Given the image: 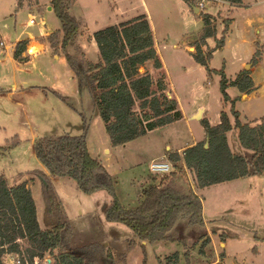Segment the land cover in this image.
Returning <instances> with one entry per match:
<instances>
[{
	"label": "rangeland",
	"instance_id": "rangeland-1",
	"mask_svg": "<svg viewBox=\"0 0 264 264\" xmlns=\"http://www.w3.org/2000/svg\"><path fill=\"white\" fill-rule=\"evenodd\" d=\"M50 3V0H0V31L6 39L4 45L0 44V175L10 184L31 185L42 229L48 228L53 220L46 214L45 181L36 173L49 172L36 156L37 139L81 135L86 117L91 155L114 177L123 204L133 206L142 186L150 180L149 163L153 159L164 161L169 152L183 154L189 144L204 140L203 119L218 125L225 111L235 122L233 109L239 112L242 123L260 122L264 118V0H245L242 6L231 0H203L204 5L197 6L198 13L190 0L75 1L72 12L84 22L79 42L89 43L91 33L111 24L118 25L141 13L149 16L163 68L157 71L149 65L147 70L155 79L165 74V81L169 82L167 93L178 100L183 112L182 119L136 136L120 147L112 145L100 116L95 122L98 115L89 89L81 88L77 78L67 77L65 72L71 69L68 62L57 64L51 71L49 65L38 70L32 65L19 69L14 62L12 45L19 34L23 38L39 37L62 29L57 14L48 9ZM113 6L119 9L118 13H113ZM31 14L35 15L37 24L27 26ZM205 14L215 19V35L202 44ZM49 36L44 38L48 47L62 53L59 45L52 46L55 41ZM222 38L224 44L220 45ZM197 44H202L205 52H212L208 66L196 59ZM87 52L90 60L99 59L98 49L95 51L90 46ZM248 65L251 67L247 68ZM243 69L251 70L256 89L243 98L237 87L229 86L230 99L226 101L221 89V71L228 79H234ZM46 75H57L61 84L58 91L66 100L48 89L52 84L46 82ZM13 85L17 90L12 93ZM200 111L202 118L198 119L196 115ZM236 137L237 131L228 133L229 144L234 151H240L234 147ZM169 161L178 173L171 180L183 185L184 191L195 187L194 177L183 161L176 164ZM50 180L65 205L72 231L71 251L82 253L98 264H158L159 258L165 260L176 251H184L182 243L144 241L125 224L108 221L106 209L111 195L106 190L87 194L73 179L51 177ZM198 192L206 223L202 231L193 229L186 234L188 242L206 233L212 241L213 253L207 249L210 260L218 262L224 252L225 264H264V173L221 182ZM192 255L193 264L205 263L206 258L198 247Z\"/></svg>",
	"mask_w": 264,
	"mask_h": 264
},
{
	"label": "trees",
	"instance_id": "trees-1",
	"mask_svg": "<svg viewBox=\"0 0 264 264\" xmlns=\"http://www.w3.org/2000/svg\"><path fill=\"white\" fill-rule=\"evenodd\" d=\"M50 1L62 24V29L49 36L55 41L52 46L61 47L81 88L89 89L94 108L103 120L113 146H125L136 136L183 118L178 100L167 93L169 82L165 81V74L155 79L147 70L149 65L157 71L163 68L147 15L141 14L94 32L99 59L93 61L79 42L84 22L72 12L76 0ZM190 2L197 7L196 0ZM231 2L242 5L243 0ZM212 17L204 16L206 26L200 38L202 44L215 35ZM219 43L223 45L224 38ZM202 44H197L195 56L208 66L212 52H205ZM26 45V40L17 43L14 56L19 61L25 59L22 55ZM221 74V89L226 101L230 99L229 86L246 94L256 89L251 70H241L234 79H228L224 71ZM53 92L66 100L65 95ZM233 114L235 122L223 111L221 122L214 126L203 119L204 140L187 147L183 154L178 151L167 153L173 163L183 161L194 177L195 189L264 173V118L260 122L242 123L239 112L233 109ZM86 120L85 117L81 135L44 136L35 141L36 156L50 175L73 179L87 194L106 190L111 195L106 219L125 224L141 240L184 245L182 253L176 251L165 260L159 258L158 264H193L192 254L197 247L206 258L204 264H225L222 260L224 252L218 262L209 259L207 249H212V241L208 234L201 233L197 240L188 242L186 234L190 230L200 232L205 228L203 200L194 188L184 191L169 183L178 175L176 171L163 175L151 173L149 182L140 190L139 205L132 208L123 204L114 177L89 151ZM233 130L237 131L234 147L240 151H234L229 144L228 133ZM36 173L45 180L46 214L53 222L48 228H41L36 202L27 182L10 184L4 175H0V264H6L5 257L9 253L20 256L24 253L31 260L49 254L52 256L50 264H98L82 253L70 250L72 231L65 205L50 177L42 171ZM107 257L113 260L111 254Z\"/></svg>",
	"mask_w": 264,
	"mask_h": 264
},
{
	"label": "crops",
	"instance_id": "crops-1",
	"mask_svg": "<svg viewBox=\"0 0 264 264\" xmlns=\"http://www.w3.org/2000/svg\"><path fill=\"white\" fill-rule=\"evenodd\" d=\"M217 1H219L220 2V0H217ZM222 1V0H221ZM223 1H225V0H223ZM244 2H245V0H243V3H242V5L244 4ZM239 5V4H238ZM241 5V6H242ZM191 6L193 7V8H195L192 4H191ZM240 6V5H239ZM198 8V7H197ZM48 9H50V10H53L52 9V7H51V5H48ZM199 9V8H198ZM112 11H113V13H118L119 12V9L116 7V6H113L112 7ZM198 12H200V9L197 11V13ZM141 14H144V15H147V14H145V13H141ZM141 14H138V15H141ZM138 15H136V16H138ZM31 16H32V14H31ZM136 16H134V17H136ZM134 17H132V18H134ZM147 17H148V19H149V16L147 15ZM132 18H130V19H132ZM130 19H127V20H123V21H120V22H118V25L120 24V23H122V22H126V21H128V20H130ZM29 20L27 21V26H30L29 25ZM42 23H44V21L42 20ZM37 24V23H36ZM115 25H117V24H111V25H109V26H115ZM106 27H108V26H106ZM105 28V27H104ZM97 31V30H96ZM96 31H94V32H96ZM4 33V32H3ZM1 31H0V35H1V38L3 39V41L4 40H6L3 36H2V34H3ZM52 32H46V33H43V34H41L39 37H35L34 35H29L28 37H26V38H23L22 37V33L21 34H19L18 36H17V38H16V40L14 41V43H13V45H12V47H13V57H14V62L16 63V65H17V67L20 69V67H26V66H30V65H32L33 66V68L35 69V70H38V69H40L42 66H44V65H49V69H50V71H51V69L52 68H55L56 67V65L57 64H61V63H66L67 62V60H66V57L63 55V52L62 53H55L50 47H48V44L45 42V40H44V38L46 37V36H48V35H50ZM94 34V33H93ZM93 34L91 33L90 34V37H89V40H90V42L89 43H87L86 42V40H85V42L84 41H80V45L82 46V48H83V50L85 51V53H86V55H87V50H89V47L91 46L93 49L95 48V51L98 49V46H97V43H96V41H95V39H94V36H93ZM43 39V40H42ZM22 40H26L27 41V45H26V49H25V51H23V55H22V57L23 58H25L24 60H22V61H19L18 59H16L15 58V56H14V52H15V49H16V46H17V43L19 42V41H22ZM156 42V41H155ZM32 44H36L37 46H38V49H37V51H34V52H32L31 51V49H32V47H34V45L33 46H31ZM156 44V43H155ZM30 46H31V48H30ZM155 47H156V45H155ZM156 49H157V47H156ZM88 57V56H87ZM89 58V57H88ZM48 61V62H46V61ZM143 69V68H142ZM69 72H65V73H67V77H69V78H71V79H73V80H75V75H74V71L72 70V69H69L68 70ZM29 73L31 72V70H29L28 71ZM251 75H252V73H251ZM46 77H47V79H46V82L47 83H51L52 85H50L49 87L48 86H45V87H48V89L49 90H51V91H58L59 90V88H60V86H61V84H60V79L57 77V75H53V76H48V75H46ZM24 82H26V81H24ZM36 87L38 86V87H41L42 88V85H35ZM16 85H13V90H12V93L13 92H16ZM59 92V91H58ZM169 94V93H168ZM251 94V93H250ZM250 94H246V93H242V97L243 98H245V97H248V96H250ZM99 116L98 117H96L95 118V122L96 121H99ZM243 123H245V122H243ZM197 142H199V141H194L193 143H191L192 145L193 144H195V143H197ZM191 144H189L187 147H189V146H191ZM117 147H120V146H117ZM184 151V150H183ZM179 152V151H178ZM180 153V152H179ZM182 154V153H181ZM154 160V159H153ZM165 160H168V156H166V159ZM43 173H45V174H47L50 178L52 177L53 178V176H51L50 175V173L49 172H45V171H42ZM42 178V177H41ZM43 179V178H42ZM175 180V179H174ZM45 181V180H44ZM177 181H172V180H170L169 181V183L171 184V185H173V186H175V187H179L180 189H182L183 190V188H184V186L183 185H181V186H178L177 185V183H176ZM21 183V182H20ZM12 184V183H11ZM15 184H19V183H16L15 182ZM27 186L28 187H30L31 188V185L27 182ZM193 188H194V190L199 194V192H198V190L199 189H195V187L193 186ZM31 191H32V188H31ZM200 195V194H199ZM34 197V196H33ZM34 199H35V197H34ZM35 202H36V200H35ZM111 203V202H110ZM132 203H129V205H127L128 207H131L132 205H131ZM134 205L132 206V208H135V207H137L138 205H139V201H138V199H137V203H133ZM110 205V204H109ZM36 206H37V212H38V204H37V202H36ZM38 215V214H37ZM39 220V219H38ZM206 223V222H205Z\"/></svg>",
	"mask_w": 264,
	"mask_h": 264
},
{
	"label": "built area",
	"instance_id": "built-area-1",
	"mask_svg": "<svg viewBox=\"0 0 264 264\" xmlns=\"http://www.w3.org/2000/svg\"><path fill=\"white\" fill-rule=\"evenodd\" d=\"M221 1V0H220ZM223 1V0H222ZM203 0H197V6L202 7ZM29 25H33L37 23V19L35 15H32L29 19ZM0 44L4 45V41H1ZM149 171L154 174H168L171 171H173V165L169 160H152L149 163ZM52 262V257L49 254H46L44 256H35L32 260L29 259V257L23 253L22 256L15 253H9L5 257V263L6 264H50Z\"/></svg>",
	"mask_w": 264,
	"mask_h": 264
},
{
	"label": "water",
	"instance_id": "water-1",
	"mask_svg": "<svg viewBox=\"0 0 264 264\" xmlns=\"http://www.w3.org/2000/svg\"><path fill=\"white\" fill-rule=\"evenodd\" d=\"M199 9L197 7H195V11L197 12ZM251 67V65H248L247 68ZM196 118L201 119L202 118V114L201 111L199 114L196 115ZM206 146H208V144H206Z\"/></svg>",
	"mask_w": 264,
	"mask_h": 264
},
{
	"label": "bare ground",
	"instance_id": "bare-ground-1",
	"mask_svg": "<svg viewBox=\"0 0 264 264\" xmlns=\"http://www.w3.org/2000/svg\"><path fill=\"white\" fill-rule=\"evenodd\" d=\"M37 49V46L32 47L31 51L34 52Z\"/></svg>",
	"mask_w": 264,
	"mask_h": 264
}]
</instances>
